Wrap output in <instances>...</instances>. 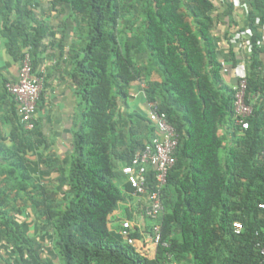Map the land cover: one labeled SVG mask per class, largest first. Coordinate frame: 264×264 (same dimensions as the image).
<instances>
[{
    "label": "trees",
    "instance_id": "1",
    "mask_svg": "<svg viewBox=\"0 0 264 264\" xmlns=\"http://www.w3.org/2000/svg\"><path fill=\"white\" fill-rule=\"evenodd\" d=\"M52 2L67 4L86 24V42L74 62L82 110L65 176L67 198L58 208L44 209L55 236L54 248L63 263L163 264L165 253H169L178 264L187 255L194 264H264L255 247L257 241L264 244V207H259L264 206V160L257 159L264 149V115L258 107L261 98L254 104L250 127L229 131L233 90L222 80L214 0ZM223 2L232 8L231 0ZM133 9L141 12L143 27L129 40L121 39L119 20L131 16ZM6 10H13V18L8 16L3 30L8 48L19 60L24 51L32 59L45 35L42 22L20 0H13ZM257 17L263 24L264 0H249L246 18L254 33V48L249 55L248 94L264 87L258 58L264 46L257 48L255 43L261 36ZM29 21L35 25L29 27ZM225 40L229 45L226 58L233 68L239 56L229 38ZM143 45L162 72L161 82L146 80V69L135 67L129 51ZM136 81H145L147 102L156 103L179 133L177 161L162 190L161 238L168 247L159 245L154 258L125 244L107 225L109 214L123 199L122 190L113 182L111 156L118 154L115 126L121 104ZM134 115L148 123L145 115ZM222 124L228 137L219 134ZM131 139L129 149L119 153L126 161L144 144ZM14 148L10 173L18 179L17 189L25 192L30 174L19 154L21 148ZM124 188L130 191L127 185ZM234 221L242 223L239 234L233 232ZM13 239L26 241L14 220Z\"/></svg>",
    "mask_w": 264,
    "mask_h": 264
},
{
    "label": "crops",
    "instance_id": "2",
    "mask_svg": "<svg viewBox=\"0 0 264 264\" xmlns=\"http://www.w3.org/2000/svg\"><path fill=\"white\" fill-rule=\"evenodd\" d=\"M20 1L31 9L34 17L45 28L44 37L32 53L35 73L41 78L42 89L33 118L34 128L27 130L17 116L13 98L5 89L7 81L16 79L19 55L8 48L3 34L8 16L13 18V10L9 13L6 10V6L13 5V0H0V264H64L54 248L55 236L44 209L46 206L58 208L67 198L65 176L82 110L74 62L76 56L81 55L86 42V24L67 4L56 5L53 0ZM214 2L217 6L214 27L216 44L229 68L227 73H222V80L232 87L237 77L234 67L231 68V62L226 58L229 45L225 39L237 30L248 28V22L242 7L232 5L229 9L223 1ZM241 2L248 5L249 0ZM27 25L30 27L35 23L29 21ZM257 31L260 35L264 34L259 28ZM233 47L239 56L237 64H243L249 76L250 57L243 48L237 45ZM129 53L136 69H146V80L162 81V72L151 62L149 51L144 45L140 49L131 47ZM258 58L260 75L264 78V51L258 54ZM143 84L145 81L133 83L120 107L119 121L115 126L118 156L112 154L111 158L121 167L126 159L119 158V153L129 149L131 138L142 144L154 133L145 120L134 115H144L147 100ZM258 107L264 108V96L258 102ZM219 134L228 137L226 125L219 126ZM14 146L21 148L19 154L24 157L30 174L25 192L17 189L18 179L10 173L13 157L16 156L13 155ZM118 171L126 185L121 168ZM125 193L129 198L118 201L108 216V228L115 232L120 220H130L139 229L136 246L151 258L154 247L146 232L149 225L144 221L146 198L139 197L142 203L136 205L135 200L129 201L135 197L130 196L128 191ZM120 205H124V208ZM13 220L20 225L26 241L13 239ZM113 221L117 222L115 230L111 225ZM18 247L22 248L21 251Z\"/></svg>",
    "mask_w": 264,
    "mask_h": 264
},
{
    "label": "built area",
    "instance_id": "3",
    "mask_svg": "<svg viewBox=\"0 0 264 264\" xmlns=\"http://www.w3.org/2000/svg\"><path fill=\"white\" fill-rule=\"evenodd\" d=\"M223 1V0H220ZM234 7H242L245 13L248 11V5L241 0H231ZM255 24L264 31V23L259 24V18H255ZM253 30L245 28L232 33L229 42L245 50L249 56L254 48L252 42ZM256 47L261 48L264 45V34L256 40ZM220 64L222 73H227L229 68L225 59L221 56ZM237 77V82L232 86L233 90V114L229 122V131L238 127L240 130H246L250 127V119L254 115V104L264 96V87L254 94L247 93V73L243 64H237L233 68ZM145 84H143V88ZM7 93L13 98L17 116L20 122L27 130L34 128V114L42 89L41 78L35 73L32 59L28 51H24L19 60L18 71L14 81L5 83ZM144 115L148 123L153 127L154 133L144 142L143 146L136 149L131 154L128 161L121 167V174L124 183L130 188V196L139 198L145 196L146 205L144 207V216L153 220V223L147 228L148 237L154 247L151 258L156 256L159 245L166 248L168 244L162 241L160 217L163 214L162 190L166 186L168 174L176 164V150L179 144V133L176 127L168 121L165 112L161 111L156 103L146 104ZM264 115V108H263ZM257 159L264 160V149L261 150ZM263 208V204H259ZM233 232L239 234L243 230L242 223L234 221L232 223ZM138 226L128 219L119 221L115 231L125 244L131 245L143 256L148 255L142 248L136 246L137 237L133 234L138 232ZM255 247L260 255L264 257V244L257 241ZM150 258V257H149ZM163 264H178L172 254L165 253Z\"/></svg>",
    "mask_w": 264,
    "mask_h": 264
},
{
    "label": "rangeland",
    "instance_id": "4",
    "mask_svg": "<svg viewBox=\"0 0 264 264\" xmlns=\"http://www.w3.org/2000/svg\"><path fill=\"white\" fill-rule=\"evenodd\" d=\"M132 15L131 16H126L124 18V20H119V37L121 39H126V38H130L132 35H134L137 31H139L140 29H142L143 27V16L141 14L140 11L133 9L132 10ZM225 146L228 143V139L224 140ZM113 163V167H114V172H115V176L113 178V182L122 190L123 193V199L128 200V196H127V192L126 189L124 188V184H123V180L120 178V174H119V168H121L120 164L117 163L116 161L112 160ZM125 191V192H124ZM130 200H135L136 201V205H140L141 200H139L138 198H133V199H129ZM134 203V202H133ZM142 205V204H141ZM121 207L124 208V205H120ZM145 223L150 225L153 223V220L149 219V218H145ZM112 225V229L115 230L116 226H117V222L113 221L111 223ZM175 230L177 231V227L175 228ZM181 264H194V261L191 257V255H187L186 258L184 260L181 261Z\"/></svg>",
    "mask_w": 264,
    "mask_h": 264
}]
</instances>
